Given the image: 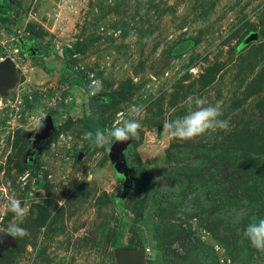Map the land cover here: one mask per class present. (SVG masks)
Here are the masks:
<instances>
[{
    "label": "rangeland",
    "instance_id": "obj_1",
    "mask_svg": "<svg viewBox=\"0 0 264 264\" xmlns=\"http://www.w3.org/2000/svg\"><path fill=\"white\" fill-rule=\"evenodd\" d=\"M7 1L0 61L16 80L0 92V229L17 222L15 195L28 235L0 264H116L117 240L145 264H264L243 237L264 219V0ZM92 79L103 129L142 109L123 152L132 179L83 139ZM190 97L219 103L228 128L169 138ZM48 114L55 133L28 166Z\"/></svg>",
    "mask_w": 264,
    "mask_h": 264
},
{
    "label": "clouds",
    "instance_id": "obj_2",
    "mask_svg": "<svg viewBox=\"0 0 264 264\" xmlns=\"http://www.w3.org/2000/svg\"><path fill=\"white\" fill-rule=\"evenodd\" d=\"M103 89V82L99 79H92L87 86L85 94L89 97H95ZM205 100L189 98L188 112L183 117L165 123L164 128L167 130L169 138L179 139L182 141L192 140L204 135L209 131L224 130L228 128V121L220 119L222 116L221 105L204 106ZM142 109L133 105L129 112L131 119L120 118L111 128L97 129L93 132H86L83 136L93 148L111 150V146L117 142H126L138 137L141 124L138 117L141 115ZM43 120V119H42ZM42 120L37 122L34 130L42 127ZM159 179V178H158ZM5 208L11 212L17 219V222L10 223L6 229H0V233L11 236L14 239L24 238L28 235L25 228L21 227L24 217L27 215L26 208L21 206V201L15 195L9 196L6 201ZM243 237L247 239L251 246L264 253V219L258 221L253 218V222L249 223L243 231ZM3 239L0 238V243Z\"/></svg>",
    "mask_w": 264,
    "mask_h": 264
},
{
    "label": "water",
    "instance_id": "obj_3",
    "mask_svg": "<svg viewBox=\"0 0 264 264\" xmlns=\"http://www.w3.org/2000/svg\"><path fill=\"white\" fill-rule=\"evenodd\" d=\"M16 80L15 77V63L11 58H4L0 61V92H5L12 87ZM42 127L31 134L32 143L31 147L34 149V153L40 154L42 146L45 142L49 141L55 133L56 127L51 115H46L42 120ZM129 141L117 142L111 146V150L108 152L111 163L115 165L116 170L123 171L127 175L133 178L135 173L133 169L128 168L126 161L123 157V152L126 150ZM0 238L3 242L0 243V258L3 253L9 249L15 247V239L11 236L0 233ZM116 264H145L143 252H138L131 248L120 247L113 251Z\"/></svg>",
    "mask_w": 264,
    "mask_h": 264
},
{
    "label": "trees",
    "instance_id": "obj_4",
    "mask_svg": "<svg viewBox=\"0 0 264 264\" xmlns=\"http://www.w3.org/2000/svg\"><path fill=\"white\" fill-rule=\"evenodd\" d=\"M7 0H0V24L1 21H4L3 15L7 12ZM81 82H79L80 84ZM99 100H95L92 97H89L88 99V107L90 109V114L83 118L84 124L89 130V132H95L97 129H103L99 125V120H98V114H99V109L97 108V104H99ZM137 173L139 174V181H140V186L141 187H146L147 186V178H148V172L147 170L142 166V164H139L137 167ZM122 236L121 229L118 231V236L117 238ZM115 247H124L122 244H118V240L115 244Z\"/></svg>",
    "mask_w": 264,
    "mask_h": 264
},
{
    "label": "flooded vegetation",
    "instance_id": "obj_5",
    "mask_svg": "<svg viewBox=\"0 0 264 264\" xmlns=\"http://www.w3.org/2000/svg\"><path fill=\"white\" fill-rule=\"evenodd\" d=\"M31 143H32V136L29 137V147L24 155V163L27 164L28 166H33L35 164V160H36L35 158L41 154V152L38 155L36 153L32 154L34 152V149L31 147ZM128 176L130 179H132L130 175Z\"/></svg>",
    "mask_w": 264,
    "mask_h": 264
},
{
    "label": "built area",
    "instance_id": "obj_6",
    "mask_svg": "<svg viewBox=\"0 0 264 264\" xmlns=\"http://www.w3.org/2000/svg\"><path fill=\"white\" fill-rule=\"evenodd\" d=\"M146 251H148V250H146Z\"/></svg>",
    "mask_w": 264,
    "mask_h": 264
}]
</instances>
